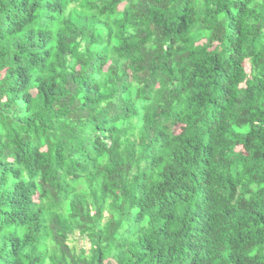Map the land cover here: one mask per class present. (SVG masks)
I'll list each match as a JSON object with an SVG mask.
<instances>
[{
    "label": "trees",
    "instance_id": "obj_1",
    "mask_svg": "<svg viewBox=\"0 0 264 264\" xmlns=\"http://www.w3.org/2000/svg\"><path fill=\"white\" fill-rule=\"evenodd\" d=\"M0 264H264V0H0Z\"/></svg>",
    "mask_w": 264,
    "mask_h": 264
}]
</instances>
